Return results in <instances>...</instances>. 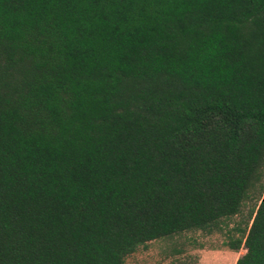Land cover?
<instances>
[{
    "label": "trees",
    "instance_id": "obj_1",
    "mask_svg": "<svg viewBox=\"0 0 264 264\" xmlns=\"http://www.w3.org/2000/svg\"><path fill=\"white\" fill-rule=\"evenodd\" d=\"M252 199L235 264H264V0H0V264H124Z\"/></svg>",
    "mask_w": 264,
    "mask_h": 264
},
{
    "label": "rangeland",
    "instance_id": "obj_2",
    "mask_svg": "<svg viewBox=\"0 0 264 264\" xmlns=\"http://www.w3.org/2000/svg\"><path fill=\"white\" fill-rule=\"evenodd\" d=\"M255 204L256 199L246 202L241 213L227 220L220 231L211 234L185 232L172 238L149 242L146 247H139L127 256L124 264H176L178 260L196 264H235L245 249L241 246L235 252L226 244L230 238L238 237L236 229L246 226L248 214Z\"/></svg>",
    "mask_w": 264,
    "mask_h": 264
}]
</instances>
